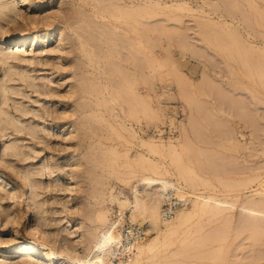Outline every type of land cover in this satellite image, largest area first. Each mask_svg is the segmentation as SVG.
Here are the masks:
<instances>
[{
    "label": "rangeland",
    "instance_id": "374dc122",
    "mask_svg": "<svg viewBox=\"0 0 264 264\" xmlns=\"http://www.w3.org/2000/svg\"><path fill=\"white\" fill-rule=\"evenodd\" d=\"M3 1L11 10L0 13V40L26 34L31 42L2 48L0 41V112L34 124L42 137L21 132L28 138L17 140L13 128L0 129V264L24 261L5 244L34 240L30 224L59 252L84 258L93 234L114 222L148 227L145 243L157 235L152 249L136 252L144 264H264V212L242 214L247 195L264 205V59L256 49L264 48V0ZM226 20L235 39L212 28ZM219 38L235 48L225 50ZM49 107L58 113L44 122L37 114ZM148 135L181 137L179 151L143 144ZM4 141L21 153L7 156ZM180 154L197 172L188 190L234 202L218 211L192 197L194 216L166 232L152 221L160 196L145 179L186 182L176 171Z\"/></svg>",
    "mask_w": 264,
    "mask_h": 264
},
{
    "label": "bare ground",
    "instance_id": "6f19581e",
    "mask_svg": "<svg viewBox=\"0 0 264 264\" xmlns=\"http://www.w3.org/2000/svg\"><path fill=\"white\" fill-rule=\"evenodd\" d=\"M21 5L23 4H27L28 1L27 0H21ZM14 9V8H13ZM11 10V7L9 5V3H7L6 1L0 0V13L3 15H7ZM14 20V17L11 18ZM229 21L226 20V22H218V23H211L212 28L214 26L218 27L219 29H223L224 31H228L229 34L231 32H233L236 29H233L231 31V28L229 27ZM51 24H48V26H50ZM208 25V24H207ZM206 25V26H207ZM210 25V27H211ZM214 25V26H213ZM209 27V26H208ZM216 27H214V31L217 30V32L219 31L218 29H216ZM229 27V28H228ZM228 29V30H227ZM49 30H53L52 27L49 28ZM54 33H45L46 36H51L52 39L54 38ZM236 32H234L233 34H235ZM231 33V35L233 36V38L235 39L234 35ZM238 34V32H237ZM241 37V35H239ZM238 35L236 37V44L231 43L230 48L234 49L235 47H237L238 45L240 46V41L238 42V40L242 39L240 38ZM38 37L35 33L34 38ZM211 37V35H210ZM216 37V36H215ZM218 37V36H217ZM239 38V39H238ZM214 39V36H213ZM219 40L222 43V39L219 38ZM1 41V40H0ZM224 41V40H223ZM2 42V48L5 47L4 45H7L5 48H8V46H29L30 42H31V37L30 35H14V34H8V36H6L4 38V40L1 41ZM219 42V41H217ZM238 42V43H237ZM245 42V41H244ZM244 42L241 43L243 45ZM219 46L222 47V45H224L225 43L223 42L222 44H220V42L218 43ZM227 43L225 44L226 46H223L222 48H226L228 51H230L229 45ZM233 44L235 45V47H233ZM241 44V49L247 53L246 48H244V46H242ZM248 44V43H247ZM228 45V46H227ZM243 47V48H242ZM254 47V46H253ZM256 47V46H255ZM252 48V47H251ZM225 49V50H226ZM238 50H240L238 53L240 56H242L241 54L243 53L241 51V49L238 47L236 48ZM235 49V50H236ZM256 49H258V51H260L259 53L261 54V56L264 59V48H259L256 47ZM248 50V49H247ZM241 52V54H240ZM246 53H243V57L244 55L246 56ZM3 56L5 55L4 53L2 54ZM5 57V56H4ZM242 57V59L244 60V58ZM245 63L247 62V59H245ZM249 61V60H248ZM260 72H262L264 74V69H262ZM181 73V72H180ZM184 74V73H183ZM186 76V75H185ZM181 77V75H180ZM179 77V78H180ZM187 77V76H186ZM179 78H177L179 80ZM183 79V78H181ZM179 80L178 83H180L179 85H181L180 91H182V93L184 95H182L183 97L188 96L189 97V90L186 88L185 84H181L182 80ZM189 79V78H188ZM3 95L7 96L6 94V88L3 91ZM83 97V95L81 96ZM184 102L187 103L186 105L189 107V101L187 100V98ZM189 104V105H188ZM53 108V106H52ZM52 108H47L45 110H43L42 112L38 113L37 115L40 117V119H48L49 116H54V114L58 113L56 109H52ZM100 109V104L97 103V105L95 106V111H94V115L98 118H100L102 116V114L99 111ZM35 119V117H32ZM193 118V117H192ZM191 118V119H192ZM195 119H192V125H196V123L194 122ZM40 121V120H38ZM123 125L126 127V129H128L129 131H132V133L137 131V127H135L134 123H130L127 122L125 123V120H122ZM0 124H2V127H0V129H11L12 133L15 134V139H24V138H28L27 135L23 136L19 133L21 132H25L27 134H31L32 136H35L36 134L39 137H42L40 134L41 130L40 129H35L34 128V124H26L23 120H20V122L18 124H15V122L13 120L7 121L5 120V115H4V111L0 112ZM184 123H182L181 125L183 126ZM66 124H63L61 127L62 128H66L65 127ZM123 126V127H124ZM139 126V125H138ZM44 130L45 131H51V129L46 128V126L44 125ZM8 132V131H6ZM183 132V131H182ZM185 132V134H183ZM184 132L182 133L183 136H181L183 139H181V137H173L170 136L168 137L169 140H161V139H157L155 138L153 135H148V138H143L142 139V143L143 144H149V141L151 142H155V144H158L159 147L163 150L169 149L172 151V153L174 155L177 154V152L179 150H177V146H178V142H179V138L183 141L185 136L186 138L189 137L187 135V131L184 130ZM10 133V132H8ZM51 133V132H50ZM174 135V134H171ZM185 135V136H184ZM44 138V137H43ZM185 138V140H186ZM48 139V138H47ZM11 140V139H10ZM159 140V141H158ZM181 141V142H182ZM6 141H4V146L6 147L5 153L7 156H12L13 155H19L21 152L19 151V149L17 148V151L15 153L14 147L16 146H12L11 148L9 147L8 144H5ZM180 142V143H181ZM190 143V142H188ZM150 144H154V143H150ZM183 144V143H182ZM191 144V143H190ZM17 147V146H16ZM111 154H116L117 151L114 148H109L108 149ZM115 152V153H114ZM181 154L179 155V159H175V162H179L177 167V172L180 176L184 177L186 179V182L181 181V183H178L172 179H168V178H147L146 180V185L148 187H150L152 189V192L155 193V195H159L160 198H158V201H160V205L159 202H157L154 206V211L153 214H151L153 216V223L154 224H158V223H165V230L166 232H171L173 230V228L178 225L180 222H184L189 221V219H191L194 216L193 210H189L187 208V206H190V198H194L195 201L193 202L194 205H196L197 203H199L198 206H201L203 208L205 207H213L214 209L221 211L223 209H227L229 204L233 203L234 201H230L229 199H227L228 196H226V199L220 198L217 195L213 194V193H206L205 191H190L187 189V187L185 186L186 184H189L188 186H191L192 184V171H194L195 173H197L194 170V167L192 165H188V168L186 169L187 165L184 166L183 161H182V157ZM13 159V158H12ZM199 160V159H198ZM172 161V160H171ZM185 161V160H184ZM199 162H201L199 160ZM203 162V161H202ZM201 162V163H202ZM205 162V161H204ZM182 163V164H181ZM210 164V162H209ZM183 165V166H182ZM204 165H208V163H204ZM203 164L200 166L202 167L203 170L208 171L209 168H207V166H204ZM208 167L211 168V171H213V173H215V171L217 172V170L214 167H211V165H209ZM190 170V171H189ZM210 171V170H209ZM216 174V173H215ZM203 181L208 184V179H203ZM185 183V184H184ZM29 188V185H28ZM0 197H2V195L0 194ZM222 197V196H221ZM232 200V199H231ZM30 202L31 200H28V198H26V200L22 203V205H25L26 202ZM126 202L125 199L120 200V205L122 206L121 208H124V203ZM192 204V203H191ZM252 205V206H251ZM35 206L37 208V212L36 213H40L41 211V205L38 202H35ZM135 206V210H138L139 208V199L136 196V201L134 203ZM264 212V205L262 204H257L256 199L251 197L250 195H247L244 199V201L242 202V214H246V217L252 216L255 218H261V214L260 211ZM123 211V210H122ZM103 218H105V215H102ZM151 216V217H152ZM133 217H135V215H133ZM160 221V222H159ZM152 223V222H151ZM119 223L118 222H114L112 224H110V226H108L103 233L100 235L97 232H95L93 234L92 237V244L89 247L88 253L84 258H74L69 254V249L67 248H62V250L59 252L56 247L54 242H52V238H50V236L43 230L40 228L39 224H30L29 228H28V232L30 233V235H32L35 239L34 240H13L11 243H7L5 244L6 248H8V251L10 252H17L20 253L22 255V257L24 258L23 262H18L17 264H36L38 263V261H40V264H56L55 262H58V264H144L145 261H143L141 259V257L139 256V254L136 255V252L138 250V248H141L142 250L146 249V248H150L152 249L155 244L158 242L157 240V235L152 237L151 240H149L148 242H144L147 240L148 236H149V229H147L146 227H144V225L139 224V223H131L128 224V228L130 229L128 233L123 234L127 237V240H129L131 237L134 239V242L131 243V241L127 242V247L129 249V253L127 255V259L126 257L120 258L121 260L116 261V258H114L112 256V254H115L114 251L113 253L110 252V250L112 248H109L111 243L118 241L120 242V235L119 233H121V229L123 227H125L124 225L121 228H116L118 227ZM141 227L138 228V230L135 229V227ZM144 231V235L143 234ZM157 240V241H156ZM156 241V242H155ZM117 242V244H118ZM134 255V256H133ZM37 259V260H36ZM40 259V260H38Z\"/></svg>",
    "mask_w": 264,
    "mask_h": 264
},
{
    "label": "built area",
    "instance_id": "2783aa9c",
    "mask_svg": "<svg viewBox=\"0 0 264 264\" xmlns=\"http://www.w3.org/2000/svg\"><path fill=\"white\" fill-rule=\"evenodd\" d=\"M128 226V225H127ZM127 226H125V227H123L122 229H121V233H119V235H120V242H118V241H115V242H113V243H111V245H110V247L109 248H112L111 250H110V252L111 253H113V251H114V253L115 254H112V256L114 257V258H119V257H124V256H127L128 255V253H129V249L127 248L126 249V247H127V242L128 241H131V243H133L134 242V239L131 237L129 240H127V237L125 236V235H123V234H126V233H128L129 232V228L127 227ZM138 228H141V227H135V229L136 230H138ZM142 229V228H141ZM142 235H144V231H143V234ZM117 242H118V244H117ZM113 250V251H112Z\"/></svg>",
    "mask_w": 264,
    "mask_h": 264
}]
</instances>
